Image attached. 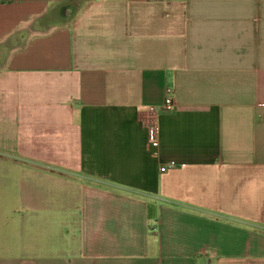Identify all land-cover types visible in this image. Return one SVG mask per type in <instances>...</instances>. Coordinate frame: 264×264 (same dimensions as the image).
Instances as JSON below:
<instances>
[{
  "label": "crops",
  "instance_id": "0c3cea01",
  "mask_svg": "<svg viewBox=\"0 0 264 264\" xmlns=\"http://www.w3.org/2000/svg\"><path fill=\"white\" fill-rule=\"evenodd\" d=\"M0 264H264V0H0Z\"/></svg>",
  "mask_w": 264,
  "mask_h": 264
},
{
  "label": "built area",
  "instance_id": "2783aa9c",
  "mask_svg": "<svg viewBox=\"0 0 264 264\" xmlns=\"http://www.w3.org/2000/svg\"><path fill=\"white\" fill-rule=\"evenodd\" d=\"M174 107V101L170 93L165 98V101L162 105V109L166 111L172 110ZM148 133H149V140H148V147L153 151L154 154L157 153V148L159 146L160 141V128L155 119H152L149 126H148ZM175 162L173 160H170L163 164L160 167L161 171H165L169 168H172L175 166Z\"/></svg>",
  "mask_w": 264,
  "mask_h": 264
}]
</instances>
